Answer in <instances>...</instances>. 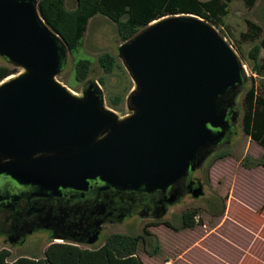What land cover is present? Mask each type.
Segmentation results:
<instances>
[{
	"label": "water",
	"instance_id": "1",
	"mask_svg": "<svg viewBox=\"0 0 264 264\" xmlns=\"http://www.w3.org/2000/svg\"><path fill=\"white\" fill-rule=\"evenodd\" d=\"M38 4L0 0V56L22 69L0 81V174L49 189H86L99 178L166 190L202 168L237 124L246 67L205 18L164 16L120 44L134 82L121 117L97 81L77 94L58 78L69 49ZM204 192L201 181L189 191ZM181 196L175 188L167 202Z\"/></svg>",
	"mask_w": 264,
	"mask_h": 264
},
{
	"label": "rangeland",
	"instance_id": "2",
	"mask_svg": "<svg viewBox=\"0 0 264 264\" xmlns=\"http://www.w3.org/2000/svg\"><path fill=\"white\" fill-rule=\"evenodd\" d=\"M74 5V0L68 1V7ZM248 19L260 25L264 34V0H257L252 7L244 0H231L228 14L218 27L243 61L247 82L237 99L240 116L236 133L229 144L217 148L203 167L192 174L195 181L204 183V194L194 198L186 193L168 208L160 221L149 222L134 216L123 223L107 225L96 243L78 245L96 248L109 235L124 233L141 237L137 254L144 264H264V166L248 167L244 164L245 160L264 157V147L243 130L245 94L253 82L260 89L264 81V77L253 70L254 60L250 56L251 49L259 40L242 36V33L249 31ZM120 44L122 38L117 23L101 14L94 16L80 48L74 53L68 52L58 78L77 94H82L89 80L97 81L103 88L107 107L124 116L129 112L127 97L134 82L119 58ZM105 53L118 58L119 65L110 73L100 63V56ZM80 58L91 60V69L85 80H78L76 76V62ZM6 63V59L0 56V64ZM120 64L126 71L124 74ZM21 70L19 68V72ZM186 210L197 211L196 225L193 228L174 229L173 226L180 228L182 214ZM167 221L172 226L167 225ZM146 230L151 234H147ZM49 244L50 241L43 239L32 243L31 248H12L9 260L20 256L43 257ZM3 245L0 237V250ZM156 245L159 249L155 254Z\"/></svg>",
	"mask_w": 264,
	"mask_h": 264
},
{
	"label": "trees",
	"instance_id": "3",
	"mask_svg": "<svg viewBox=\"0 0 264 264\" xmlns=\"http://www.w3.org/2000/svg\"><path fill=\"white\" fill-rule=\"evenodd\" d=\"M68 1L39 0L38 5L42 17L63 37L71 53L80 48L91 18L98 14L117 23L123 43L153 20L169 15L195 14L219 29L218 27L223 24L224 16L228 14L231 2V0H74V7L70 8ZM244 2L252 7L257 0H244ZM247 23L249 31L242 33V36L259 40L251 49L250 56L254 60L253 70L264 77V34L257 23L250 19ZM117 59L116 56L105 53L100 56V63L104 70L110 73L119 65ZM6 62L0 64V81L19 72L18 67L9 63L7 59ZM122 68L124 74L126 71L123 66ZM90 69L91 60L80 58L76 62L77 79L85 80ZM133 87L134 84L130 89L132 90ZM243 102L244 133L264 147V81L260 89L253 82ZM244 164L248 167L264 166V157L245 160ZM196 214V210L184 211L180 228L175 226L173 228L176 230L193 228L196 225ZM166 224L172 226L169 221ZM146 233L151 234L147 230ZM140 238L137 235L113 233L96 248L82 247L70 242H54L46 247L43 257L20 256L11 261L9 260L11 252L1 249L0 264H144L137 254ZM155 249L156 254L158 245Z\"/></svg>",
	"mask_w": 264,
	"mask_h": 264
},
{
	"label": "flooded vegetation",
	"instance_id": "4",
	"mask_svg": "<svg viewBox=\"0 0 264 264\" xmlns=\"http://www.w3.org/2000/svg\"><path fill=\"white\" fill-rule=\"evenodd\" d=\"M236 126L231 123L218 148L229 144ZM192 174L178 185L154 191L115 188L99 178L90 180L86 189L63 186L49 189L37 184H23L9 175L0 174L3 249L31 248L32 243L43 239L51 243L92 245L100 240L107 225L123 223L134 216L149 222L160 221L166 215H163V209L168 211L173 205L167 200L175 188L185 195L197 185ZM94 237L97 239L91 243Z\"/></svg>",
	"mask_w": 264,
	"mask_h": 264
}]
</instances>
